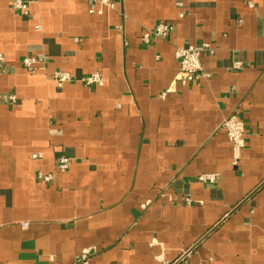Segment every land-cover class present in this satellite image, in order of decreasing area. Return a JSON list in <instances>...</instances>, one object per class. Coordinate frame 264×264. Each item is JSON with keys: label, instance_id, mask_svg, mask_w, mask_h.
<instances>
[{"label": "crops", "instance_id": "crops-1", "mask_svg": "<svg viewBox=\"0 0 264 264\" xmlns=\"http://www.w3.org/2000/svg\"><path fill=\"white\" fill-rule=\"evenodd\" d=\"M11 1L0 0V264H76L84 248L86 264H264V0H112L101 14L88 0H34L27 15ZM159 21L167 38L142 44ZM203 41L210 76L182 83L174 49ZM27 55L47 64L26 70ZM56 69L99 71L103 84L57 86ZM232 113L245 124L236 165L221 126Z\"/></svg>", "mask_w": 264, "mask_h": 264}, {"label": "built area", "instance_id": "built-area-1", "mask_svg": "<svg viewBox=\"0 0 264 264\" xmlns=\"http://www.w3.org/2000/svg\"><path fill=\"white\" fill-rule=\"evenodd\" d=\"M34 0H12L11 7L13 10L20 12L23 15L29 13V6ZM112 0H88V12L101 14L105 7L113 8ZM169 34V26L164 21L157 22L152 28H145L140 36L142 44H149L158 39H165ZM215 48L208 41H203L198 44L188 43L186 45L176 46L174 56L178 61V70L181 74V82L189 83L202 77L208 78L210 72L204 69L201 57L204 53L213 54ZM47 64V58L37 55H27L21 60V65L26 70H35L36 68L44 67ZM233 67L236 69L243 68L241 61H234ZM7 69L5 56L0 52V72ZM51 79L57 86H62L65 82H82L87 86H100L103 84V76L99 71H93L76 77L68 71L53 70ZM4 98L9 103L16 102V95L13 92L4 94ZM221 126L231 144V160L232 164L236 165L241 155V151L245 145V124L237 114L232 113L224 117ZM40 153H33L32 157H39ZM70 164V158L65 155H59L55 159V168L57 171H66ZM37 176L45 182L54 178L52 173L38 172ZM199 179L204 182H214L216 176L214 174H205L199 176ZM26 225V223H23ZM89 250L84 248L81 250L76 264H86L89 260ZM165 264V263H164Z\"/></svg>", "mask_w": 264, "mask_h": 264}]
</instances>
